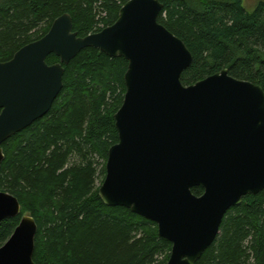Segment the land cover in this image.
Listing matches in <instances>:
<instances>
[{
	"label": "water",
	"instance_id": "95a60500",
	"mask_svg": "<svg viewBox=\"0 0 264 264\" xmlns=\"http://www.w3.org/2000/svg\"><path fill=\"white\" fill-rule=\"evenodd\" d=\"M161 11L159 0H129L112 25L85 37L63 14L0 62V168L2 144L50 111L63 66L87 48L123 58L125 93L113 117L118 142L108 151L98 196L155 223L171 244L166 264H196L227 211L264 190V91L227 69L182 85L192 56L158 22ZM50 55L59 61L48 65ZM196 187L201 196L192 194ZM20 211L15 197L0 192V222ZM36 233L32 217L22 216L0 247V264H35Z\"/></svg>",
	"mask_w": 264,
	"mask_h": 264
},
{
	"label": "trees",
	"instance_id": "16d2710c",
	"mask_svg": "<svg viewBox=\"0 0 264 264\" xmlns=\"http://www.w3.org/2000/svg\"><path fill=\"white\" fill-rule=\"evenodd\" d=\"M127 1L0 0V62L43 37L63 14L85 37L112 25ZM159 1L158 22L192 56L182 85L227 69L264 91V0L251 13L242 0ZM63 68L50 111L1 146L0 192L15 197L21 211L0 222V247L28 215L37 226L35 264H166L171 244L157 225L98 196L108 151L118 142L113 117L123 101L127 62L87 48ZM191 192L198 197L203 189ZM196 264H264V190L227 211Z\"/></svg>",
	"mask_w": 264,
	"mask_h": 264
},
{
	"label": "rangeland",
	"instance_id": "374dc122",
	"mask_svg": "<svg viewBox=\"0 0 264 264\" xmlns=\"http://www.w3.org/2000/svg\"><path fill=\"white\" fill-rule=\"evenodd\" d=\"M263 0H242L243 7L246 12L251 13L258 2H261ZM99 181L97 182V185H99Z\"/></svg>",
	"mask_w": 264,
	"mask_h": 264
}]
</instances>
